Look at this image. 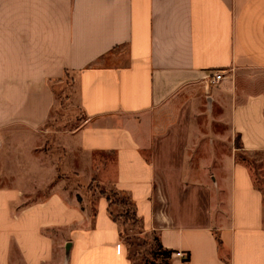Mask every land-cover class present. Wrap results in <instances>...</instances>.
<instances>
[{"label": "crops", "instance_id": "obj_1", "mask_svg": "<svg viewBox=\"0 0 264 264\" xmlns=\"http://www.w3.org/2000/svg\"><path fill=\"white\" fill-rule=\"evenodd\" d=\"M66 79L85 120L59 133L62 161L29 130ZM237 152L264 164V0H0V264H49L53 230L70 264H131L90 184L127 196L143 234L188 257L174 264H264L263 194Z\"/></svg>", "mask_w": 264, "mask_h": 264}, {"label": "rangeland", "instance_id": "obj_2", "mask_svg": "<svg viewBox=\"0 0 264 264\" xmlns=\"http://www.w3.org/2000/svg\"><path fill=\"white\" fill-rule=\"evenodd\" d=\"M65 91L58 96L57 103L51 117L42 132L37 129H30V133H37L38 135H46L49 138H39L38 144L34 148V152H44L53 158H59L64 161L67 154L63 149L57 146V137L60 132L70 133L78 129L84 122L85 117L77 104V91L75 84L65 80ZM15 131H17L15 129ZM20 131V130H18ZM48 131V132H46ZM220 133L224 132V129L218 130ZM25 134V133H24ZM36 140V139H35ZM236 147L240 148L238 141H236ZM148 156V152L145 153ZM236 156L238 160H243L251 171L252 178L255 186L260 189L264 195V167L261 158H257V161L248 158L241 152H237ZM62 166V164H61ZM62 180L63 188L70 190L75 188L78 180L71 172H64L63 169L58 171L55 182ZM8 185L6 181L0 179V186ZM50 189H46L39 194L31 195L27 197V202H35L39 199H43L48 196ZM111 191V190H106ZM113 192V191H111ZM81 194L85 193L93 194V196L100 195L99 189L95 188V185L90 184L81 188ZM118 196L117 201H122L119 205L111 206V210L115 215H129V220L124 223V219L118 220L117 223L120 228L121 243L124 246L127 257L131 264H174V258L164 254L158 247V240L155 235L143 234L141 224L139 220H136L133 205L129 198L125 195L116 193ZM113 194H111L112 196ZM113 197V196H112ZM118 203V202H117ZM55 240V252L52 261L49 264H70V254L67 249V243H65V236L63 231L53 230L51 233ZM13 264H21L19 256L16 250L12 251Z\"/></svg>", "mask_w": 264, "mask_h": 264}, {"label": "trees", "instance_id": "obj_3", "mask_svg": "<svg viewBox=\"0 0 264 264\" xmlns=\"http://www.w3.org/2000/svg\"><path fill=\"white\" fill-rule=\"evenodd\" d=\"M99 189V194L103 197L106 198L107 202H108V213L109 216L112 218L113 221L117 222L118 220L124 219V223H126L129 220V215L128 214H124V215H115L113 214L112 210H111V206L113 205H119L120 203H122V201H117L118 196L116 194L115 191L111 192V191H106L101 187H98ZM260 190V189H259ZM261 191V190H260ZM262 192V191H261ZM111 194H113L111 196ZM263 194V193H262ZM263 199H264V195H263ZM264 201V200H263ZM118 202V203H117ZM136 218V217H135ZM137 220V219H136ZM215 241L217 243V247L218 249H221V241L218 237V235L215 234ZM159 249L166 255L168 256H172L173 252L169 251V250H165L162 248V246L160 244H158ZM188 260V257L186 259L181 260L182 262H185Z\"/></svg>", "mask_w": 264, "mask_h": 264}, {"label": "built area", "instance_id": "obj_4", "mask_svg": "<svg viewBox=\"0 0 264 264\" xmlns=\"http://www.w3.org/2000/svg\"><path fill=\"white\" fill-rule=\"evenodd\" d=\"M208 78H209L210 83L213 85H218L224 79L223 73L219 71L211 73V75H209ZM172 257L177 260H183L187 258V256L183 252H180V251L174 252L172 254Z\"/></svg>", "mask_w": 264, "mask_h": 264}]
</instances>
